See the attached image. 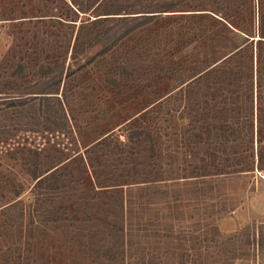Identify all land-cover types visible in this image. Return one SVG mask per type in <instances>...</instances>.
Returning <instances> with one entry per match:
<instances>
[{"label":"rangeland","instance_id":"1","mask_svg":"<svg viewBox=\"0 0 264 264\" xmlns=\"http://www.w3.org/2000/svg\"><path fill=\"white\" fill-rule=\"evenodd\" d=\"M107 1L0 0V95H35L42 65L64 64L70 124L1 136L0 264H264V217L235 214L264 172V0H180L203 13V35L180 38L187 14L162 15L114 47L108 22L88 23ZM173 27L174 56L150 54L146 40ZM120 64L134 72L132 99L106 80ZM180 67V81L160 71ZM144 122L154 149L128 140Z\"/></svg>","mask_w":264,"mask_h":264},{"label":"trees","instance_id":"2","mask_svg":"<svg viewBox=\"0 0 264 264\" xmlns=\"http://www.w3.org/2000/svg\"><path fill=\"white\" fill-rule=\"evenodd\" d=\"M180 0H108L104 5V9L102 13L98 14L96 18L88 21V23L101 25L102 23L108 22L105 26L102 33L103 40H109L110 47H114L120 43L121 40L126 38L133 30L142 26L144 24H149L154 22L155 19H162L165 22L169 21L172 17H163L162 15H186L184 17H189L185 22H177L180 30V38L188 37L189 34L196 29V17L194 14H203L198 12H190L184 13L181 12L180 9H176L179 6ZM139 21L132 26H128V23L132 21ZM159 20V21H160ZM182 28V29H180ZM125 29V30H123ZM123 30V31H122ZM200 31L203 35L206 31L201 27H198L196 31ZM122 31V34H120ZM176 32V28L173 27L170 33H165V35L161 36V38L156 37L153 38L154 42L151 44L150 40L152 38H148L146 41L149 46L150 52H154L157 50L158 53L155 55L154 53H150L153 56H159V52L165 50V54L167 56H174L173 50H171V44L173 42V35ZM259 38L257 39V45L260 49V53L258 54L259 62H261L262 53L261 46L264 44V14L261 17L259 22ZM175 36V35H174ZM154 37V36H153ZM143 38H146L145 36ZM143 40V39H142ZM142 40L137 43L140 44ZM81 46V45H80ZM135 46V45H134ZM134 46L131 48V51H127L129 54H133L135 51L133 50ZM109 48V47H108ZM126 47H124L125 49ZM130 48V47H129ZM140 48V47H139ZM136 47L137 51L140 49ZM173 52V53H172ZM149 54V56H150ZM151 55V56H152ZM134 56V55H133ZM134 58L136 59V64L138 62H146L147 59L142 57L141 55H137L135 53ZM92 58L90 59V61ZM131 64V63H130ZM133 64V62H132ZM181 64V63H180ZM134 65V64H133ZM64 64L57 63L56 65H42L40 69L41 80L40 85L42 87L37 89L36 91H32L30 93H35V95H0V138L4 134H9L14 131H23V130H34L40 131V128L43 126L44 122L51 124L53 127L58 129H66L70 126L69 117L67 115V110L64 103L63 96L59 93L60 84L63 81V73H64ZM135 66V65H134ZM137 67V65H136ZM181 71L178 75H176L174 70L161 69L162 73L170 74L172 76H176L177 81L184 80L185 67H180ZM149 72V71H146ZM155 72V71H154ZM74 73L71 70L69 73L67 72V76L70 77ZM159 74V73H158ZM134 72L124 64L116 65L109 73L106 78L107 82L112 86V88H118V90L124 92L126 90V98L132 99L134 97V93L131 91L134 90V87L138 86L133 78ZM149 76L151 81L156 82L154 78L160 80L159 76H154V73H150ZM192 77V78H191ZM191 81H193V76H190ZM48 79V81H47ZM199 81V80H198ZM206 90H213V86H211L212 80L209 77H206ZM134 83V84H133ZM187 83L186 81L184 84ZM209 83V84H208ZM189 84V83H187ZM150 84L139 83L141 88H145L147 86H151ZM202 83L198 82L194 84V88H198L201 90ZM189 87V85H188ZM193 86L187 88L186 95L190 97H194L197 93L196 89ZM138 93V91L136 92ZM185 93V90L182 91ZM206 96V95H204ZM148 114H143L142 118H148ZM138 121V120H137ZM139 126L128 127V140L137 139L145 140L146 142L155 143V135L156 131L153 130L154 125L148 126L145 122L139 123ZM158 134V133H157ZM160 134L157 136L159 137ZM122 142V141H121ZM123 143V142H122ZM154 143L152 144L153 149L155 148ZM36 178H38L37 184L42 183V178H40L36 173L34 174ZM40 178V179H39ZM39 194V192H38ZM41 194V193H40Z\"/></svg>","mask_w":264,"mask_h":264},{"label":"crops","instance_id":"3","mask_svg":"<svg viewBox=\"0 0 264 264\" xmlns=\"http://www.w3.org/2000/svg\"><path fill=\"white\" fill-rule=\"evenodd\" d=\"M238 178H243L238 176ZM253 182H248L246 186V197L243 206L235 211L238 216V221L242 219H247L251 216L264 217V177L257 176L252 180Z\"/></svg>","mask_w":264,"mask_h":264},{"label":"built area","instance_id":"4","mask_svg":"<svg viewBox=\"0 0 264 264\" xmlns=\"http://www.w3.org/2000/svg\"><path fill=\"white\" fill-rule=\"evenodd\" d=\"M258 173H259L260 176L264 177V172L258 171Z\"/></svg>","mask_w":264,"mask_h":264}]
</instances>
